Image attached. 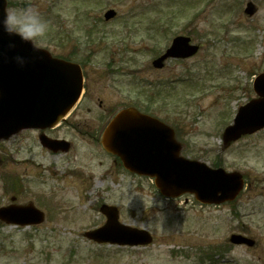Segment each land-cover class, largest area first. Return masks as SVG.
Here are the masks:
<instances>
[{
	"label": "rangeland",
	"instance_id": "1",
	"mask_svg": "<svg viewBox=\"0 0 264 264\" xmlns=\"http://www.w3.org/2000/svg\"><path fill=\"white\" fill-rule=\"evenodd\" d=\"M247 1L9 0V7L36 8L48 22L41 47L78 62L89 59V94L108 92L114 109L133 102L148 106L176 126L184 155L241 171L249 184L233 203L201 204L189 194L168 199L151 178L120 166L100 183L105 167L90 166L93 147L87 142L69 163L61 156L28 155L21 143L27 136L13 137L0 143V206L18 196L34 201L47 218L25 228L2 223L0 264H264V130L227 148L222 139L239 106L255 95V75L264 71V0H254L259 10L252 17L244 13ZM110 8L117 16L105 20ZM156 22L159 32L149 28ZM179 34L200 43V52L155 68L153 59ZM89 122L98 130V122ZM68 167L85 169V180L72 177ZM6 174L23 175L22 194L5 188ZM99 197L119 207L123 223L149 230L153 243L130 247L86 238L85 230L106 220ZM233 233L254 238L255 246L230 243ZM208 252L215 262L204 258Z\"/></svg>",
	"mask_w": 264,
	"mask_h": 264
},
{
	"label": "water",
	"instance_id": "2",
	"mask_svg": "<svg viewBox=\"0 0 264 264\" xmlns=\"http://www.w3.org/2000/svg\"><path fill=\"white\" fill-rule=\"evenodd\" d=\"M247 12H255L253 4H249ZM115 13L109 10L106 18H112ZM3 15L4 0H0V18ZM190 40L176 37L154 65L162 67L167 58H185L197 53L199 46L191 45ZM9 43H15L16 47L9 49ZM4 52L8 53L7 58ZM17 53L28 58L23 66L14 59ZM254 86L259 97L240 107L234 123L225 129L226 146L264 127V74L256 78ZM82 89L83 74L78 64L53 57L42 48L36 53L30 44L18 36H8L0 27V140L24 128L56 125L75 105ZM174 136L170 126L131 107L120 111L108 124L103 144L118 154L130 171L155 177L157 187L166 196L191 192L205 203L233 200L243 187L242 175L181 156V145ZM101 210L108 216V222L86 232L87 237L121 245H145L153 241L148 231L121 225L116 207L103 205ZM0 219L37 223L43 220V214L34 207L8 206L0 207ZM232 241L254 245L253 240L242 235H234Z\"/></svg>",
	"mask_w": 264,
	"mask_h": 264
},
{
	"label": "flooded vegetation",
	"instance_id": "3",
	"mask_svg": "<svg viewBox=\"0 0 264 264\" xmlns=\"http://www.w3.org/2000/svg\"><path fill=\"white\" fill-rule=\"evenodd\" d=\"M84 73L85 93L76 109L61 124L47 129H25L15 135V137L27 136L21 143L26 146L28 155L39 153L41 155L61 156L68 158L67 161L69 163L78 159L80 144L87 142L93 147V151L90 152L92 158L89 157L91 159L90 166H93V168L105 167L104 176L100 175L98 177L100 183H103L111 174L113 176L116 173L117 166L123 168L119 158L116 155L108 153L101 144L103 130L117 109L110 106L112 100L108 92L101 91V94H99L95 89L90 94L87 92V83L90 81V78L86 70ZM95 109H100L102 113L98 116H84V112L90 115ZM90 120L99 123L98 130L90 127ZM2 142L4 141L0 143ZM68 169H72V171L70 170L72 177L76 176L85 180V169L77 167H68ZM18 176L24 182L23 175ZM89 177L95 178L96 175L91 174ZM244 177L246 180L248 179L245 175ZM23 189L24 187H20L16 194H22ZM18 199V196H16V203H28L18 201ZM106 199V197H99L96 204L109 203Z\"/></svg>",
	"mask_w": 264,
	"mask_h": 264
},
{
	"label": "clouds",
	"instance_id": "4",
	"mask_svg": "<svg viewBox=\"0 0 264 264\" xmlns=\"http://www.w3.org/2000/svg\"><path fill=\"white\" fill-rule=\"evenodd\" d=\"M0 27L10 37L18 36L21 41L32 46L34 52L41 51L40 45L48 32V22L41 13L34 7L23 8L9 7L8 0H4V15L0 18ZM15 43H9L8 48L14 49ZM5 58L8 53L4 52ZM15 61L23 66L27 62V57L17 53Z\"/></svg>",
	"mask_w": 264,
	"mask_h": 264
},
{
	"label": "trees",
	"instance_id": "5",
	"mask_svg": "<svg viewBox=\"0 0 264 264\" xmlns=\"http://www.w3.org/2000/svg\"><path fill=\"white\" fill-rule=\"evenodd\" d=\"M146 110H149L148 108Z\"/></svg>",
	"mask_w": 264,
	"mask_h": 264
}]
</instances>
